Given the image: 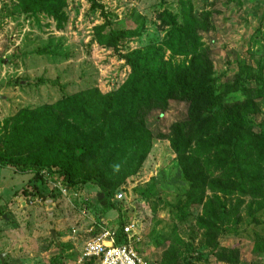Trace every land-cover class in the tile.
<instances>
[{"label": "rangeland", "instance_id": "obj_1", "mask_svg": "<svg viewBox=\"0 0 264 264\" xmlns=\"http://www.w3.org/2000/svg\"><path fill=\"white\" fill-rule=\"evenodd\" d=\"M28 6V0H0V146L8 157L27 158L59 144L37 140L32 150L18 141L14 129L22 111L53 108L67 97L90 92H118L131 75L133 52L155 47L166 61L188 63V58L173 57L164 44L168 28L160 16L166 12L179 24L198 19L197 25L206 29L202 45L210 50L219 106L239 109L248 122L240 152L243 167L227 165L235 168L234 177L219 168L220 153L195 157L207 182L204 197L198 194L200 202L190 198L170 142L158 135L185 120L183 103H172L166 114L156 112L148 119L147 129L156 139L138 172L121 183L101 177L94 162L81 170V178L93 176L88 184L67 181L53 170L39 180L34 173L0 166L4 264H91L83 259L88 241L103 227L118 230L122 220L139 224L140 245L151 264H236L231 255L238 252L239 264H264V163L251 138L264 130V0H68L63 32L43 12L31 16ZM106 20L112 24L107 35L113 30L136 35L116 33L113 47L101 45L94 30ZM135 160L119 172L135 168ZM249 177L259 186L256 193L250 192ZM212 198H220L212 206L230 215L217 233V248L210 246L212 234L201 222Z\"/></svg>", "mask_w": 264, "mask_h": 264}, {"label": "trees", "instance_id": "obj_2", "mask_svg": "<svg viewBox=\"0 0 264 264\" xmlns=\"http://www.w3.org/2000/svg\"><path fill=\"white\" fill-rule=\"evenodd\" d=\"M67 1L28 0V11L33 17L43 12L56 21L58 31L63 32L69 20L65 11ZM96 8L103 9L101 6ZM160 20L168 28L164 39L167 50L173 57L188 58V63L177 65L166 61L162 50L149 47L129 56L132 72L118 92L106 96L90 92L67 97L53 108L22 111L14 129L18 141L31 145L29 148L32 150L37 140L59 144L39 149L27 158L8 157L0 146V166L21 174L34 173L39 180L44 172L53 170L54 174L58 173L67 181L88 184L93 176L81 178V170L86 166L91 168L94 162L95 172L101 177L109 175L118 180L114 184L121 183L138 172L151 150L152 141L156 139L147 129L148 119L156 112L166 114L172 103L177 102L187 106L185 120L174 123L166 134L158 135L170 142L184 173L182 179L190 189V198L202 201L198 194L204 197L207 184L195 157L220 153L219 168L227 170L229 177H234L236 170L231 167L237 164L239 168L243 167L240 152L248 120L238 112L239 109L230 111L219 106V89L212 85L210 50L202 45L201 32L206 29L197 25L198 19H186L179 24L178 18L167 12L160 16ZM110 27L112 24L106 20L104 25L95 28L96 39L101 45L113 47L116 33L124 37L136 35L124 30H113L114 33L107 35L106 30ZM251 138L263 164L264 130L251 133ZM129 155L133 159H129ZM136 156H139L138 161ZM129 160H135V168L129 166L119 172ZM228 164L232 166L228 167ZM239 168L236 167L238 171ZM248 180L252 181L250 192L256 193L259 186L254 184L255 178L249 177ZM240 188L244 191L245 186ZM103 189L107 190L106 187ZM148 195L149 190L143 193L144 197ZM213 199L220 201V198H212L208 202L210 211H204L205 218L201 222L208 234H212L210 246L217 248V233L225 227L230 215L225 208L212 206ZM128 223L125 220L120 222L118 244L124 242L122 230ZM137 249L144 256L141 245ZM240 256L239 252L231 255L236 264H239Z\"/></svg>", "mask_w": 264, "mask_h": 264}, {"label": "built area", "instance_id": "obj_3", "mask_svg": "<svg viewBox=\"0 0 264 264\" xmlns=\"http://www.w3.org/2000/svg\"><path fill=\"white\" fill-rule=\"evenodd\" d=\"M123 197L121 194L117 200L122 201ZM122 234L124 242L118 244V230L101 228L100 233L86 244L83 259L94 264H151L137 249L141 243L139 224L128 223Z\"/></svg>", "mask_w": 264, "mask_h": 264}, {"label": "water", "instance_id": "obj_4", "mask_svg": "<svg viewBox=\"0 0 264 264\" xmlns=\"http://www.w3.org/2000/svg\"><path fill=\"white\" fill-rule=\"evenodd\" d=\"M50 209H51V208H50ZM49 216H50V218H53V212H50V213H49ZM50 226H51V227L54 226V222H53V221L50 222ZM50 233H51L52 238H53L54 240H56V239H57V233H56V231L52 229V230L50 231ZM58 247L61 248L60 244H58ZM6 256H7V254H2V255L0 256V260H1L2 264L5 263V257H6Z\"/></svg>", "mask_w": 264, "mask_h": 264}]
</instances>
